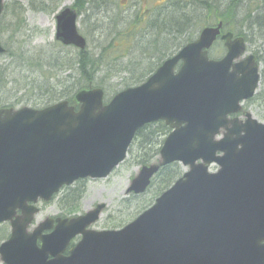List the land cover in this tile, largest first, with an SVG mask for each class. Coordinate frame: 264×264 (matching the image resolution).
I'll use <instances>...</instances> for the list:
<instances>
[{
    "label": "water",
    "instance_id": "1",
    "mask_svg": "<svg viewBox=\"0 0 264 264\" xmlns=\"http://www.w3.org/2000/svg\"><path fill=\"white\" fill-rule=\"evenodd\" d=\"M5 0H0V18ZM79 13L56 16V39L87 46ZM224 22L165 59L142 83L105 102L101 87L42 109L0 108V245L6 264H264V122L239 116L260 82L255 54ZM221 39L225 55L210 57ZM0 41V54L5 52ZM171 127L157 161L142 166L127 193L142 194L166 165L187 170L148 209L120 229L92 228L106 204L82 215L47 218L30 231L39 200L50 201L79 179L105 178L125 160L139 129ZM211 165H217L211 170ZM79 242L65 255L71 240ZM38 240L41 241L39 245Z\"/></svg>",
    "mask_w": 264,
    "mask_h": 264
},
{
    "label": "rangeland",
    "instance_id": "2",
    "mask_svg": "<svg viewBox=\"0 0 264 264\" xmlns=\"http://www.w3.org/2000/svg\"><path fill=\"white\" fill-rule=\"evenodd\" d=\"M116 4L115 8L118 11V16L121 14L124 17V13L128 10L132 1H128V5L123 6L122 0H114ZM143 5V10L146 7H155L160 5L163 0H139ZM254 1V0H253ZM75 0H63L57 6L53 4L49 9H42L43 4L41 0H5V12L4 17L1 20L2 29L0 30V41L3 46L7 49L6 53L0 54V72L2 73V84H0V107L13 106L21 108L23 106H29L32 108H43L50 104H53L59 100L51 101L50 93L59 89L56 85L58 82L63 85H70L74 82V77L77 74L74 70L70 69L68 64L60 69L62 65L60 60H57L58 54L68 51L76 53V49L63 48L61 42L56 40V28L57 19L56 16L65 6H72ZM20 3L24 9L25 24L17 29L18 32L14 34L13 25L17 17L14 13L17 12L15 4ZM113 3V0H112ZM251 0H243L238 7V10L234 12L227 20V30L237 33L240 29L244 31V17L251 6ZM146 5V6H145ZM259 3L258 6H260ZM228 7L226 5H220L218 13L227 12ZM155 10V9H154ZM198 21L202 22V26L196 23L198 29L195 27L191 28V31L195 33L193 39L197 38L201 29L207 25H212L217 22L214 20V13L208 14V12L198 13ZM83 16V15H82ZM82 16L78 21L80 32L88 40V50L92 51L93 54H98L100 49L98 43L100 42V34L95 30L91 33L89 29L93 30L90 26H85L82 23ZM122 17V18H123ZM131 18V19H130ZM126 21H134L132 16H127ZM131 24V23H130ZM246 30V28H245ZM251 38V42L247 43L248 52H257L262 55L264 49V38L260 36V33L256 31H248ZM253 33V35H250ZM153 35V39H154ZM159 37V36H158ZM165 39V37H162ZM186 37L175 39L177 43L183 42ZM148 39V38H147ZM152 40V36H150ZM263 39V40H262ZM145 40L143 44L146 42ZM101 44H107V41L101 37ZM138 49L137 43H133L132 56L129 58L121 59L120 66L115 65L114 62H110V67L113 69L110 71L107 68L101 70L96 78L97 83L103 84L105 90V98L108 101L114 94L126 88V83L134 81L129 73L118 71L122 64L133 65V71L135 75H140L146 72V68L153 66L156 68L158 64V58L161 56L160 53H154L153 47L151 50V56L148 57L150 60H145L142 56L144 45ZM168 52L163 56L162 61L177 52L179 48L170 46V43L166 44ZM166 47V48H167ZM12 51L25 52L24 56L26 59L37 63V59L41 58L44 67L49 64L58 63L53 71H56V76L50 80L48 86L39 88L43 84V77L39 76L36 66H30L28 62L23 61L18 57L11 56ZM225 54V48L222 42H218L211 49L210 55L213 58H221ZM129 59V60H127ZM131 61V62H128ZM137 62H140L139 64ZM136 66V67H135ZM46 69V68H45ZM47 70V69H46ZM260 83L257 92L253 99L245 102L244 111H249L253 116L264 122V62H260ZM147 73V72H146ZM145 73V74H146ZM71 74V76L69 75ZM48 75V73L46 74ZM59 80V81H58ZM138 84H132L135 86ZM102 87V86H101ZM48 88L49 92L46 91ZM245 114V112H244ZM243 114V115H244ZM245 117V116H242ZM138 143H134L129 150V153L122 163L106 178L87 179L79 181L72 186L63 188L55 198L49 202L41 205V212L37 215L39 221L45 216L52 215H82L86 211L93 209L98 203L104 202L106 207L103 214L98 222L93 227L98 230L105 229H119L133 221L143 211L148 209L154 202L155 199L160 195L156 192L157 184L155 181L153 185L148 189L147 192L134 195H126V190L130 185L132 179L138 174L142 166L147 165L141 163L142 157L138 153ZM157 156L153 158L148 164L156 161ZM175 169L178 170L179 175L187 169L181 163H175ZM216 165H212L211 169H215ZM155 185V186H154ZM84 190V193L80 196L78 201H73L75 197V191ZM64 199V200H63ZM63 200V201H62ZM10 233V225L8 223L0 225V243L7 239ZM0 264H4L0 259Z\"/></svg>",
    "mask_w": 264,
    "mask_h": 264
},
{
    "label": "trees",
    "instance_id": "3",
    "mask_svg": "<svg viewBox=\"0 0 264 264\" xmlns=\"http://www.w3.org/2000/svg\"><path fill=\"white\" fill-rule=\"evenodd\" d=\"M62 1L63 0H41L43 4L42 9H49L53 4L57 6ZM242 1L243 0H165L163 4L153 7L155 10H153V14L150 16V19H152V21L154 20L152 33V47L154 53H160L161 56L159 58H162L168 52L167 43H170V46L172 47L179 48L187 42L193 40L196 32L193 33L191 28L195 27V29H198L196 23H201L200 25L202 26V22L198 21L201 16H199L198 13H203L204 11L208 12V14L214 13V20H223L225 23H228L227 20L229 19V16L238 10ZM251 2L252 4L243 20L244 31L240 29L237 32L239 35H244L249 42H251V38L249 34L246 33V30L250 32L256 31V33L259 32L260 36L264 38V0H251ZM114 3V0L113 3L112 0H75L73 7L78 10L81 16L83 15L82 23L85 26H88V28H90V26L93 28V30L89 29L91 33H94L96 30L100 34V42L98 43L100 51L96 55L93 54L92 51L88 50V47L85 50H80L73 46L62 45L63 48L66 49H76V53L69 54L70 52L65 51L58 54L57 60L62 62V65H60L59 68H65L64 65L68 64L69 68L74 70L77 76L74 77V82L70 85H63L59 82L56 84L59 89L50 93L52 102L62 98L68 100L70 104H74L75 94L78 90L93 86L103 87V84L96 82V78L98 73L101 70H104V68H107L110 71L113 69L109 65L110 62H114L115 65L120 66L121 59L132 56L131 51L134 39L130 38L131 33H126L129 30L132 31L130 24L131 18L129 21H126L125 18L128 15H124V17L121 15L118 16V11L115 8L116 4ZM259 3H261L260 6H258ZM222 4L228 7L226 13H218L219 7ZM15 7L17 12L14 13V15L17 19L13 25L14 34L18 32L17 29H20L21 25L25 24V18L23 16L24 9L20 3L15 4ZM4 15L5 14L3 13L2 18ZM208 24L209 22L207 25ZM1 29L2 25L0 24V30ZM153 35L155 36L154 39ZM250 35H253V33ZM150 36L151 35L148 36V40H151ZM186 36L187 38L181 43L174 41L175 39ZM101 37L107 41V44H101ZM162 37H165V39ZM262 52V56H260L261 61L264 60V49ZM24 53L25 52L18 53L16 51H12L10 55L28 62L30 66H36L39 76L43 77L44 80L43 84L40 85L39 88L48 86L50 80L56 76V71L53 70L58 67V63H49L44 67L41 58H38L36 63L26 59ZM148 57H145V60L151 59ZM159 58L157 66L162 62V59ZM137 63L139 64L140 62ZM134 64L135 62L131 63L129 66L122 64V67L118 69V71L129 73L132 76V79H134L133 82L126 83V87L142 82L157 68V66L156 68L150 66L146 68L147 73L143 72L140 75H135L133 71ZM47 73L48 75H46ZM69 75L71 76V74ZM0 84H2L1 72ZM46 91L49 92L48 88ZM170 130V127L163 121H157L147 124L137 131L132 145L134 143H138V153H141L140 157H142L141 163H143V165L148 164L159 154L161 144ZM174 166L175 164H171L161 168L153 179L151 185H153L155 181V185L157 184L156 192L158 195L166 190L175 181V179L180 176L178 170L175 169ZM83 193L84 190L81 189L75 191L73 201H78Z\"/></svg>",
    "mask_w": 264,
    "mask_h": 264
},
{
    "label": "flooded vegetation",
    "instance_id": "4",
    "mask_svg": "<svg viewBox=\"0 0 264 264\" xmlns=\"http://www.w3.org/2000/svg\"><path fill=\"white\" fill-rule=\"evenodd\" d=\"M132 1V5H131V7L128 9V10H126L125 11V15H128V16H132L133 18H134V21L133 22H131V27H132V31L131 30H129V31H127L126 33H131V39H134L133 41H134V43L136 44L137 43V47H138V49L140 48V47H142V44H143V42L145 41V40H147L143 45H144V49H143V52H142V56H144V57H148V56H150V53H151V50H152V40H148L147 38H148V36L149 35H151L152 36V33H153V22H154V20L152 21V19H150V16L153 14V8L152 7H146L144 10H143V5L144 4H141V3H136V2H140L139 0H131ZM164 1L165 0H163L160 4H163L164 3ZM121 4L123 5V6H125V5H128V1L127 0H122L121 1ZM146 6V5H145ZM121 15V14H120ZM121 16H123V15H121ZM227 25V23H225V25H224V28L222 29V33H225V32H228V31H231V30H227L226 29V26ZM134 33V34H133ZM234 33V38L235 37H237V36H244V35H239V34H237V33H235V32H233ZM244 40H245V45H246V51H247V53H253V52H248V49H247V43L249 42L248 40H247V38L244 36ZM218 42H222V44H223V46H224V48H225V53H226V51H227V49H226V47H225V45H224V42L221 40V39H218L215 43H218ZM263 53V52H262ZM256 56H257V60H258V62L260 63V62H264V60H262V61H260L261 59H260V56H262V55H260L259 53H257V52H255L254 53ZM259 72H260V70H259ZM260 77H261V72H260ZM251 100V99H250ZM246 102V101H245ZM245 102H244V105H245ZM244 105H243V109H242V111L241 112H239V116H244L243 114H244V112H246V111H244ZM242 118H244V117H242ZM171 129V128H170ZM157 159H158V156H157ZM157 159H156V161H157ZM155 162V161H154ZM175 163H178V162H173V163H171V164H175ZM171 164H169V165H171ZM167 166V165H166ZM183 175V174H182ZM181 175V176H182ZM181 176H179V177H181ZM179 177H177V178H179ZM176 178V179H177ZM175 179V180H176ZM82 180H87V179H79V180H77L75 183H77V182H79V181H82ZM75 183H73V184H75ZM72 184V185H73ZM72 185H69V186H72ZM69 186H65V187H69ZM64 200V199H63ZM62 200V201H63ZM73 200V199H72ZM50 201H43V200H39V202L38 203H36L35 205L36 206H38L39 207V213L41 212V205H43V204H45V203H49ZM37 215H38V213H36L35 214V217H34V220H33V222H32V224L30 225V227H29V230L30 231H32V230H34V229H36L37 228V223H40L41 221H43L44 219H47V218H52L53 220H54V223H53V226H52V228H50V229H47V230H44L43 231V234H48V233H51L53 230H54V228H55V226H56V223H57V221H56V219L57 218H68V217H74V216H76V215H71V216H66V215H63V214H59V215H52V216H45L41 221H39L38 220V218H37ZM5 223H8L9 225H10V223L8 222V221H6V222H4V223H1V224H5ZM0 224V225H1ZM9 236H10V233H9V235H8V237H7V239L9 238ZM7 239H5V240H3V241H1V243L2 242H4V241H6ZM81 239V235H77L76 237H74L72 240H71V242H70V244H69V246L67 247V249L65 250V255H68L69 253H70V249L74 246V245H76V243L79 241ZM0 243V244H1ZM38 243L40 244L41 243V241L40 240H38ZM0 259H1V255H0ZM1 261L4 263V264H6L2 259H1Z\"/></svg>",
    "mask_w": 264,
    "mask_h": 264
}]
</instances>
